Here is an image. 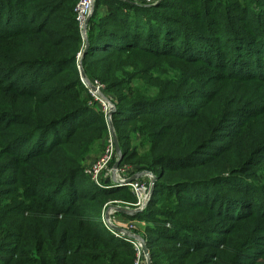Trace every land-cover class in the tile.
I'll list each match as a JSON object with an SVG mask.
<instances>
[{"label":"trees","instance_id":"trees-1","mask_svg":"<svg viewBox=\"0 0 264 264\" xmlns=\"http://www.w3.org/2000/svg\"><path fill=\"white\" fill-rule=\"evenodd\" d=\"M77 3L0 0V264L139 259L101 217L136 198L85 172L109 126ZM88 40L120 168L157 176L144 212L119 213L151 264H264V0H98Z\"/></svg>","mask_w":264,"mask_h":264},{"label":"built area","instance_id":"built-area-1","mask_svg":"<svg viewBox=\"0 0 264 264\" xmlns=\"http://www.w3.org/2000/svg\"><path fill=\"white\" fill-rule=\"evenodd\" d=\"M97 1L98 0H78V3L76 5L75 13L83 40H84V32H85L84 30L86 28V23L88 21V18L92 15L93 10H95ZM118 1L121 2L129 1L128 3H132L137 6H144V5L151 6L157 3V0H118ZM86 34L88 36V26H87ZM106 147H107L106 151L104 152L102 157L98 160V162H96L94 165H92L86 170V174L90 177L91 181L95 183L96 186L103 189H110V188L112 189L117 187H128L131 190L133 189L134 192L137 194L138 205L141 206V209H143V207L146 206L149 200L150 186L146 180L145 181L143 180V178L148 177V175L144 174L142 177V175L134 174L132 168L126 166L119 170L120 178L117 181H114L115 183L111 182V179H109L110 177L109 174L112 173L111 165L114 158L117 156L114 141L111 134L109 136ZM116 160H118V157ZM132 172L133 174L131 175ZM107 220L109 219L105 220V217H103L105 226L114 236L125 239L126 241L131 242V244H133V246L135 247L138 253V258H139L135 264H141L140 259L141 257H144L141 243L134 241L131 237H129L126 234V232L121 233L114 230L111 226L107 224Z\"/></svg>","mask_w":264,"mask_h":264},{"label":"rangeland","instance_id":"rangeland-1","mask_svg":"<svg viewBox=\"0 0 264 264\" xmlns=\"http://www.w3.org/2000/svg\"><path fill=\"white\" fill-rule=\"evenodd\" d=\"M129 2V1H128ZM95 12V11H94ZM94 86L105 96V98L109 101L106 102L105 100H103V98H100L94 94H92L96 101H98L100 103V106L102 107V110L103 112L105 113V116L107 117L108 119V113L110 111V107L112 105H114V103L112 102V99L111 97L108 95V94H105L103 92V89L101 87H99V85L97 84H94ZM106 102V103H105ZM106 119V120H107ZM108 122V120H107ZM109 136H110V131H109ZM109 136L107 138V140H105V142L107 143L108 139H109ZM105 142H104V146H105ZM107 148V147H106ZM106 148H103V150H100L98 151L97 153L91 155L88 157V160L86 161L85 163V172L86 170L91 167L92 165H94L96 162H98V160L102 157V155L104 154V152L106 151ZM116 150V148H115ZM117 154V152H116ZM118 157V155H117ZM113 167L114 165H111V170H112V173L109 174V179H111V182L115 183L114 181H117L120 177H119V173H115V171L113 170ZM121 168H119L120 170ZM134 174H137V175H143L144 174H147L148 177L146 178H143V180L147 181L149 183V186L151 187V184L153 182V176L152 175L153 173H141V172H136L134 171ZM152 179H151V178ZM129 191L132 193V195L136 198V203L133 204V203H127V202H124V201H115V202H109L105 205L104 209H103V213H102V218L105 217V220L106 219H109L107 220V224L109 226H111L112 228H117V229H121L123 230V232H126V233H129L130 235L132 236H142L140 235L141 232L144 231L145 229V224L144 223H138V222H130L128 221V219L125 217V216H122L121 214H119V212H117L115 209L116 208H123L125 210H129V211H137L139 209H141V206L138 205V199H137V194L134 192V190L128 188ZM148 204V203H147ZM147 207V206H146ZM146 209V208H145ZM144 212V210H143ZM142 213V212H141ZM143 237V236H142ZM144 238V237H143ZM134 240V239H133ZM136 241V240H134ZM140 262L141 264H146V259L145 258H141L140 259Z\"/></svg>","mask_w":264,"mask_h":264},{"label":"water","instance_id":"water-1","mask_svg":"<svg viewBox=\"0 0 264 264\" xmlns=\"http://www.w3.org/2000/svg\"><path fill=\"white\" fill-rule=\"evenodd\" d=\"M94 11L93 10V13L92 15L88 18V21L86 23V28H85V32H84V42H85V47L82 51V53L79 55V64H78V68H79V72H80V75H81V79H82V82L85 84V86L87 88L90 89L91 93L100 97V98H103V100H105L106 102L109 103V101L105 98V96L94 86V84L88 79V77L86 76L85 74V71H84V68H83V58L84 56L86 55V53L88 52V49H89V46H90V42L88 40V36L86 34V31H87V26L89 25L92 17H93V14H94ZM105 102V103H106ZM116 112V106L115 105H112L110 107V111L108 113V126H109V131H110V134L113 138V141H114V145H115V148H116V152H117V155H118V160L114 163V167H113V170L115 171V173H119V168H120V165L122 163V160H123V154H122V150H121V147L119 145V141H118V138H117V134H116V131L114 129V126H113V122H112V117L114 115V113ZM154 175V174H152ZM153 182L151 184V187H150V191H149V200H148V203L149 201L151 200L152 196H153V193H154V190H155V185H156V181H157V176H153ZM148 204H146L147 206ZM145 207H143V209H139L137 211H129V210H125L123 208H116L115 210L119 213H125L127 215H131V216H134L136 214H139L141 212H143V210H145ZM114 229V228H113ZM114 230H116L117 232H121L123 233V230L121 229H117L115 228ZM129 237H131L132 239L136 240L137 242L141 243L142 245V248H143V255L146 259V264H151V260H150V255H149V251L147 249V244H146V240L142 237V236H132L130 235L129 233H126Z\"/></svg>","mask_w":264,"mask_h":264}]
</instances>
